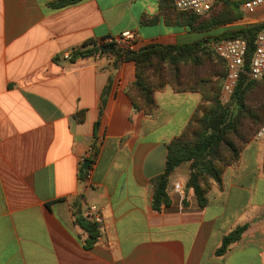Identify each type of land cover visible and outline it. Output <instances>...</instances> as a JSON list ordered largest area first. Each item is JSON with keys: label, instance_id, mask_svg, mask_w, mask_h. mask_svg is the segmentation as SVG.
<instances>
[{"label": "crops", "instance_id": "0c3cea01", "mask_svg": "<svg viewBox=\"0 0 264 264\" xmlns=\"http://www.w3.org/2000/svg\"><path fill=\"white\" fill-rule=\"evenodd\" d=\"M58 1L0 0V264H264V141L245 145L204 206L183 193L188 166L181 165L170 177L169 204L153 210L150 181L163 173L166 146L201 96L165 86L154 94L153 117L134 111L125 93L134 64L108 42L130 30L137 50L190 44L206 32L162 14L160 0L53 7ZM93 150L86 180L80 158ZM90 205L104 223L100 241L86 248L75 214Z\"/></svg>", "mask_w": 264, "mask_h": 264}, {"label": "trees", "instance_id": "16d2710c", "mask_svg": "<svg viewBox=\"0 0 264 264\" xmlns=\"http://www.w3.org/2000/svg\"><path fill=\"white\" fill-rule=\"evenodd\" d=\"M79 1L59 0L52 6L61 8ZM160 10L162 14L175 16L178 24L194 32H207L243 18L239 4L230 0H213L209 11L202 16L176 10L172 0H160ZM262 31L264 21L238 26L190 44H149L137 50L121 52L122 59L133 62L135 67V79L125 89L134 111H141L148 118L153 117L157 108L154 94L165 86L177 93H197L201 96L182 133L166 146L163 173L150 181L153 210L157 211L169 204L167 191L170 177L181 165L188 166L183 193L192 191L198 205L204 206L211 185L220 184L225 169L238 164L242 149L264 124V77L259 80L248 77L255 40ZM235 38L246 42L243 72L229 101L222 104L220 94L226 65L216 55L215 46L221 41ZM108 90L109 86L103 90L101 109L105 105ZM96 153L93 150L89 161L91 164ZM75 222L87 233L85 247L90 248L99 236L97 226L77 213ZM244 230L245 227L236 228L225 236L218 254L237 241Z\"/></svg>", "mask_w": 264, "mask_h": 264}, {"label": "built area", "instance_id": "2783aa9c", "mask_svg": "<svg viewBox=\"0 0 264 264\" xmlns=\"http://www.w3.org/2000/svg\"><path fill=\"white\" fill-rule=\"evenodd\" d=\"M213 0H172L173 6L178 11H190L195 15H205ZM239 4V9L243 14H254L258 10L264 12V0H230ZM136 41V34L133 31L126 30L121 32L118 36L112 38L108 42L115 43L122 50H133ZM216 55L225 62L226 75L222 84L220 101L226 104L235 88L239 75L243 72L244 57L246 54V42L240 38L227 39L219 42L215 46ZM67 56L66 58H68ZM248 77L251 80H259L264 77V31L260 32L255 40L254 53L250 61ZM257 141H264V124L258 129L254 135ZM92 151L89 152L88 158H80V163L90 161ZM84 177L89 179L92 164L84 169ZM174 189H179V184L174 185ZM86 220L94 223L98 230L104 223L100 208L95 205H90L86 208L84 216ZM100 236L96 241H100ZM107 246L113 243L111 240L105 241Z\"/></svg>", "mask_w": 264, "mask_h": 264}, {"label": "rangeland", "instance_id": "374dc122", "mask_svg": "<svg viewBox=\"0 0 264 264\" xmlns=\"http://www.w3.org/2000/svg\"><path fill=\"white\" fill-rule=\"evenodd\" d=\"M242 15H243V18L236 23L238 26H243L246 24L260 23V22L264 21V12L261 10H258L254 14H242ZM223 30H224L223 28H218V29L210 30L208 33L206 32V34L195 33L196 34L195 35V41L201 39L205 35L218 34V33L222 32Z\"/></svg>", "mask_w": 264, "mask_h": 264}, {"label": "water", "instance_id": "95a60500", "mask_svg": "<svg viewBox=\"0 0 264 264\" xmlns=\"http://www.w3.org/2000/svg\"><path fill=\"white\" fill-rule=\"evenodd\" d=\"M108 48L110 50H114V46L113 45H109ZM90 165V162L86 161L84 164H83V168H87L88 166Z\"/></svg>", "mask_w": 264, "mask_h": 264}]
</instances>
